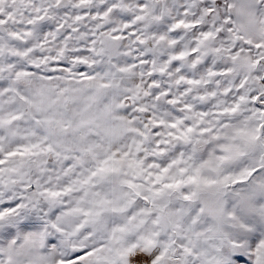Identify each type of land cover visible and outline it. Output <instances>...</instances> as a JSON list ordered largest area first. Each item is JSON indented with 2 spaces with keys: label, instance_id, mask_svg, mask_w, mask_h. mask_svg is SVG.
<instances>
[{
  "label": "snow or ice",
  "instance_id": "obj_1",
  "mask_svg": "<svg viewBox=\"0 0 264 264\" xmlns=\"http://www.w3.org/2000/svg\"><path fill=\"white\" fill-rule=\"evenodd\" d=\"M0 264H264V0H0Z\"/></svg>",
  "mask_w": 264,
  "mask_h": 264
}]
</instances>
